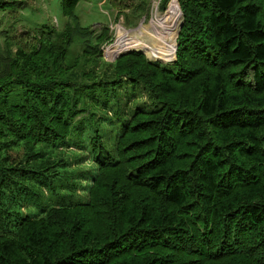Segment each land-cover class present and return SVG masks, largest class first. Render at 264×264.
<instances>
[{
	"label": "trees",
	"instance_id": "trees-1",
	"mask_svg": "<svg viewBox=\"0 0 264 264\" xmlns=\"http://www.w3.org/2000/svg\"><path fill=\"white\" fill-rule=\"evenodd\" d=\"M82 1L0 45V264H264V0H178L173 63L106 66Z\"/></svg>",
	"mask_w": 264,
	"mask_h": 264
},
{
	"label": "rangeland",
	"instance_id": "rangeland-1",
	"mask_svg": "<svg viewBox=\"0 0 264 264\" xmlns=\"http://www.w3.org/2000/svg\"><path fill=\"white\" fill-rule=\"evenodd\" d=\"M12 1L16 2L13 9H0V45L12 42L13 52L17 51L18 45H22L20 39H15L21 31L29 32V39L35 40L36 29L41 27L48 29L53 38L58 39L65 32L67 24H74L72 19L62 15L61 0ZM111 1L83 0L79 3L75 11L79 25L89 30L87 34L80 35L85 40L72 42L69 58L81 54L83 44L95 46L97 38L108 31L111 40L101 44L102 56L106 61L95 59L101 66L134 51L144 53L151 61L173 63L178 35L184 23L178 0H171L166 9L162 0H125L127 3L115 0V5ZM92 67V64H79L77 73L89 71ZM78 182L73 179L71 189L80 188Z\"/></svg>",
	"mask_w": 264,
	"mask_h": 264
},
{
	"label": "water",
	"instance_id": "water-1",
	"mask_svg": "<svg viewBox=\"0 0 264 264\" xmlns=\"http://www.w3.org/2000/svg\"><path fill=\"white\" fill-rule=\"evenodd\" d=\"M181 30V29H180ZM24 33H26V31L24 32ZM178 37H179V35H178ZM177 52V46H176V50H175V53ZM176 55V54H175Z\"/></svg>",
	"mask_w": 264,
	"mask_h": 264
},
{
	"label": "bare ground",
	"instance_id": "bare-ground-1",
	"mask_svg": "<svg viewBox=\"0 0 264 264\" xmlns=\"http://www.w3.org/2000/svg\"><path fill=\"white\" fill-rule=\"evenodd\" d=\"M177 11H179V10H177ZM173 17H175L174 13H173Z\"/></svg>",
	"mask_w": 264,
	"mask_h": 264
}]
</instances>
